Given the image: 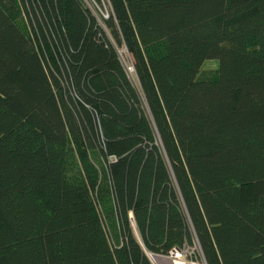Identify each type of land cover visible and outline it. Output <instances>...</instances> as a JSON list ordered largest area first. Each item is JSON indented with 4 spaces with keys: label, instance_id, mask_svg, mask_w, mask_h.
I'll list each match as a JSON object with an SVG mask.
<instances>
[{
    "label": "trees",
    "instance_id": "trees-1",
    "mask_svg": "<svg viewBox=\"0 0 264 264\" xmlns=\"http://www.w3.org/2000/svg\"><path fill=\"white\" fill-rule=\"evenodd\" d=\"M183 246L264 264V0H0V264Z\"/></svg>",
    "mask_w": 264,
    "mask_h": 264
},
{
    "label": "built area",
    "instance_id": "built-area-1",
    "mask_svg": "<svg viewBox=\"0 0 264 264\" xmlns=\"http://www.w3.org/2000/svg\"><path fill=\"white\" fill-rule=\"evenodd\" d=\"M195 247L183 246L182 248H173L168 254L159 255L158 260L163 259L166 264H199L198 260L205 261L202 258H198L199 253ZM203 264V263H202Z\"/></svg>",
    "mask_w": 264,
    "mask_h": 264
},
{
    "label": "rangeland",
    "instance_id": "rangeland-1",
    "mask_svg": "<svg viewBox=\"0 0 264 264\" xmlns=\"http://www.w3.org/2000/svg\"><path fill=\"white\" fill-rule=\"evenodd\" d=\"M11 14L13 13L16 20L20 23V24H23L26 28H27V22L25 20V16L23 15L22 13V9L20 8V6H17L16 10H12V11H9ZM102 13L106 14L107 13V8L105 7L104 10L101 11ZM119 54H120V59L122 61V63L124 64L125 68L127 69L129 75L131 78L134 79V75H133V69H132V66H131V58L130 56L128 55V53L126 52V50L124 48H121L119 50ZM216 67V64L214 62H208L204 69H214ZM152 258L150 257V260L152 261V264H166L164 263L165 261L163 259H159V260H156L154 259L155 255H151ZM198 258H201L198 254H197ZM154 260V261H153ZM199 264H204V262L201 260H198Z\"/></svg>",
    "mask_w": 264,
    "mask_h": 264
},
{
    "label": "water",
    "instance_id": "water-1",
    "mask_svg": "<svg viewBox=\"0 0 264 264\" xmlns=\"http://www.w3.org/2000/svg\"><path fill=\"white\" fill-rule=\"evenodd\" d=\"M151 255H152V254H149V257H151V258H152V256H151ZM155 256H157V257H158L159 255H155ZM153 261H154V260H153Z\"/></svg>",
    "mask_w": 264,
    "mask_h": 264
},
{
    "label": "crops",
    "instance_id": "crops-1",
    "mask_svg": "<svg viewBox=\"0 0 264 264\" xmlns=\"http://www.w3.org/2000/svg\"><path fill=\"white\" fill-rule=\"evenodd\" d=\"M154 259L158 260V257H157V256H155V257H154Z\"/></svg>",
    "mask_w": 264,
    "mask_h": 264
}]
</instances>
